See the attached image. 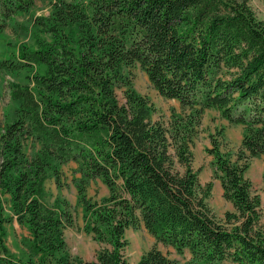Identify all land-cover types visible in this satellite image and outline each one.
Here are the masks:
<instances>
[{"label":"trees","instance_id":"16d2710c","mask_svg":"<svg viewBox=\"0 0 264 264\" xmlns=\"http://www.w3.org/2000/svg\"><path fill=\"white\" fill-rule=\"evenodd\" d=\"M37 0H0V34ZM33 17L36 47L1 60L25 81L11 84L16 109L0 119V264H126L127 229L141 225L157 242L190 256L185 264H264L262 201L247 170L264 156V21L251 0H47ZM140 66L161 95L179 101L168 121L133 86ZM122 93V97L119 95ZM216 108L244 133L234 150L224 129L206 151L233 210L218 217L208 204L193 146L203 113ZM74 178L84 228L104 244L94 259L69 252L70 203L48 200L62 166ZM100 178L109 193L88 195ZM9 206V207H8ZM7 209L11 213H7ZM16 219L27 257L4 245ZM136 264H176L157 246Z\"/></svg>","mask_w":264,"mask_h":264},{"label":"rangeland","instance_id":"374dc122","mask_svg":"<svg viewBox=\"0 0 264 264\" xmlns=\"http://www.w3.org/2000/svg\"><path fill=\"white\" fill-rule=\"evenodd\" d=\"M252 5L258 18L264 21V0H251ZM51 11V4L47 0H37L34 7L28 15L17 17L25 27V31H18L16 34L13 30L16 25L6 29L0 34V62L5 58L17 55L23 44L31 48L36 47L34 38L35 28L33 27V17L39 15H48ZM134 78L133 86L140 93L148 96L155 106L153 113L154 120L168 121L171 108L179 109V101L172 98L164 97L153 86L147 73L140 67L133 69ZM25 81V74L22 72H9L0 65V119H11L16 103L11 97V84L22 83ZM122 97L121 91H119ZM224 129V136L229 147L234 150L240 145L244 133L242 124L231 123L223 117L216 108H208L204 111L200 132L193 146L194 167L199 172V178L202 184H211L208 204L212 211L218 216L223 217L227 210H233V204L227 200L223 194L221 181L213 175L212 158L213 156L206 151V147L211 145V134ZM63 178L65 185L59 187L54 179H49L46 183L49 191L48 200L53 202L56 197L66 199L73 213L74 223L65 230V236L69 252L73 255L81 256L84 259H94L97 252L104 244L96 240L93 235L84 228L83 207L78 202V190L74 178L80 176L78 164L75 161H68L62 166ZM247 176L253 184V191L258 193L262 201V223L264 224V156L253 157L247 170ZM109 193L108 187L100 178L92 179L88 186V195L95 199H101ZM9 207V206H8ZM7 213H11L7 209ZM6 234L4 236V245L8 252L17 257H27L26 247L22 243V237L28 235V230L21 226L16 219L5 224ZM126 238L128 244L125 247L124 254L127 258L126 264H136L140 256L150 248L157 246L167 253L176 264H185L190 253L186 250L183 254L178 253L172 246L157 242L155 237L141 225L138 228L130 227L127 229ZM225 264H238L231 260L225 261Z\"/></svg>","mask_w":264,"mask_h":264}]
</instances>
